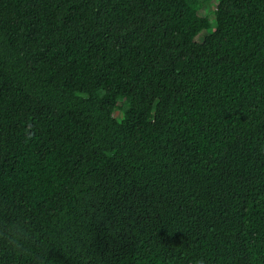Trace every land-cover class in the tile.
I'll return each instance as SVG.
<instances>
[{"label": "trees", "instance_id": "1", "mask_svg": "<svg viewBox=\"0 0 264 264\" xmlns=\"http://www.w3.org/2000/svg\"><path fill=\"white\" fill-rule=\"evenodd\" d=\"M0 218V264H264V0H0Z\"/></svg>", "mask_w": 264, "mask_h": 264}, {"label": "clouds", "instance_id": "2", "mask_svg": "<svg viewBox=\"0 0 264 264\" xmlns=\"http://www.w3.org/2000/svg\"><path fill=\"white\" fill-rule=\"evenodd\" d=\"M35 241L27 219L0 218V250H8L18 257H26Z\"/></svg>", "mask_w": 264, "mask_h": 264}, {"label": "rangeland", "instance_id": "3", "mask_svg": "<svg viewBox=\"0 0 264 264\" xmlns=\"http://www.w3.org/2000/svg\"><path fill=\"white\" fill-rule=\"evenodd\" d=\"M212 3H214V2L210 1V2L207 4V6H206V8H205L206 11H210L211 9H213ZM210 20H211V22H214L213 15H212V16L210 15ZM119 115H120V114H119ZM119 115L117 116L118 119H120V118H119Z\"/></svg>", "mask_w": 264, "mask_h": 264}]
</instances>
